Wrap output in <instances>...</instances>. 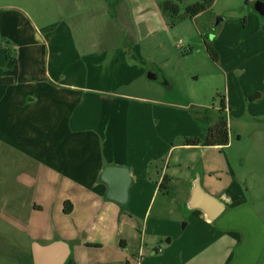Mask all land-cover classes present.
Returning a JSON list of instances; mask_svg holds the SVG:
<instances>
[{"label": "crops", "instance_id": "crops-1", "mask_svg": "<svg viewBox=\"0 0 264 264\" xmlns=\"http://www.w3.org/2000/svg\"><path fill=\"white\" fill-rule=\"evenodd\" d=\"M30 1L0 0V37L15 43L16 50L14 57L0 58V79L8 80L0 84V172L15 180L14 185L0 189V223L11 228L15 241L26 242L20 250L21 263L33 264L32 244L62 241L70 249V263L65 264H89L84 256L91 248L82 235L85 227L92 225L98 231L100 225L106 226L104 235L111 240L120 237L125 227L134 232L141 221L136 264H264V216L248 198L249 188L239 181L209 194L197 166L178 157L173 167H191L185 180L189 190L182 202L184 209L192 182L199 176L203 190L224 206L216 220L206 222L196 210L200 212L196 227L185 235L170 220H140L131 212L118 215L120 207L105 199L106 187L99 180L104 167L129 170L132 182L127 205L132 202L134 209L145 202L148 193L160 192L164 177L169 179L168 187L181 181L170 168L171 157L157 153L161 141L154 149L150 139L142 140L151 125L145 119L151 117V109L144 105L149 101L121 90L128 74L136 81L144 71L122 60V65L103 73L100 56L107 51L90 53L104 46H99L96 38L86 42L84 25L80 28L83 56H61L63 50L75 49L72 30L65 22L70 18L68 11L101 10L104 0H46L49 9L41 6L40 11H35L36 1ZM31 13L43 25H30V36L24 41L23 19ZM51 43L54 57L39 60L38 51ZM197 122L200 134H183L187 135L183 140L205 137L210 123L204 119ZM164 128L165 124L161 130ZM66 202V208L71 209L68 214L63 211ZM10 233H0L5 248L17 247L8 239ZM165 237L169 239L163 245ZM120 242L126 251L128 244ZM0 257L8 256L5 252Z\"/></svg>", "mask_w": 264, "mask_h": 264}, {"label": "rangeland", "instance_id": "rangeland-1", "mask_svg": "<svg viewBox=\"0 0 264 264\" xmlns=\"http://www.w3.org/2000/svg\"><path fill=\"white\" fill-rule=\"evenodd\" d=\"M35 1V11H40L41 6L49 9L48 1ZM104 1L101 10L68 11L70 18L65 22L72 30L70 36L75 49L63 50L61 56L80 57L84 35L80 28L84 25L88 31L86 42L96 38L99 46H104L90 53L99 55L107 51L100 56L103 73L122 65V60L144 71L142 79L136 81H132V73L128 74L121 90L142 95L149 101L144 105L151 109V117L148 119L146 115L145 119L151 125L142 140L150 139L154 149L161 141L157 153L167 159L171 157L170 168L177 171L181 180L179 184L176 180L170 184L167 192L148 193L145 202L135 209L132 202L120 207L118 215L131 212L140 220H170L177 224L181 234L189 235L200 212L184 209L182 202L189 190L185 180L191 174V167H173L174 158L178 157L189 166H197L207 192L223 191L240 181L249 188L248 198L264 216V19L254 11V4L264 0H214L195 18L187 16L185 8L200 0ZM166 1L178 6L177 15L171 10L162 11L161 4ZM218 19H221L219 24ZM33 23L43 25L32 13L24 17V41L29 38ZM0 38V58L14 57L15 43ZM111 46L114 50L108 51ZM206 46L213 48L217 62L209 56ZM38 52L39 60L54 57L52 43ZM150 72L155 79L147 78ZM254 93H259V100L251 99ZM222 98L227 106L223 115L227 121L228 144L207 148L186 146L183 139L187 135L183 134H200L197 120L204 119L212 126L220 114ZM140 120L143 122L142 115ZM164 124L166 128L161 130ZM14 181L2 177L0 172V189L14 185ZM137 224L134 232L125 227L120 237L111 240L104 235L106 226L100 225L98 231L92 225L85 227L82 235L89 240L91 248L84 256L89 264H136L134 255L141 244L142 222ZM6 231L10 233L11 228L0 223V233ZM10 235L8 239L17 247L5 248L7 244L0 241V253L6 252L8 256L0 257V263L22 264L20 250L26 242L15 241L16 237ZM168 239H162V244ZM120 240L128 244L126 251Z\"/></svg>", "mask_w": 264, "mask_h": 264}, {"label": "water", "instance_id": "water-1", "mask_svg": "<svg viewBox=\"0 0 264 264\" xmlns=\"http://www.w3.org/2000/svg\"><path fill=\"white\" fill-rule=\"evenodd\" d=\"M254 11L264 19V3L256 2ZM221 19L217 20V24ZM147 78L155 79L153 72L148 73ZM100 182L106 187L105 199L119 207L127 205L129 200V187L132 179L130 172L125 167H104L99 176ZM188 211L199 210L203 213L206 222L216 220L224 210L221 201L201 187L199 176H196L191 185L190 197L185 205ZM33 264H65L70 255V249L65 242L55 241L46 246L37 243L31 247Z\"/></svg>", "mask_w": 264, "mask_h": 264}, {"label": "trees", "instance_id": "trees-1", "mask_svg": "<svg viewBox=\"0 0 264 264\" xmlns=\"http://www.w3.org/2000/svg\"><path fill=\"white\" fill-rule=\"evenodd\" d=\"M213 1L214 0H200L199 2L187 6L185 8V13L190 18H194L197 15L201 14L202 12L206 11L211 6ZM161 9L164 13L171 10L175 15H177L179 12L178 6L171 1H166L162 3ZM206 50L209 56L213 59V61L217 62L218 57L215 51L213 50V48L206 46ZM6 82H8L7 79H0V84H5ZM259 98H260L259 95H254L253 97H251V99L254 100H258ZM220 106H221L220 114L218 115L214 124L207 128L205 137L203 139H199V138L185 139L184 144L186 146L223 147L228 144L229 135H228L227 121L225 116L223 115V112L225 110V101L223 98L221 100ZM168 182L169 179L167 177H164L159 186V190L163 192H167L169 189ZM67 204L68 202L64 203L65 207L63 208V211L65 214H68L71 211V209L66 208ZM67 263H70V259H68Z\"/></svg>", "mask_w": 264, "mask_h": 264}]
</instances>
